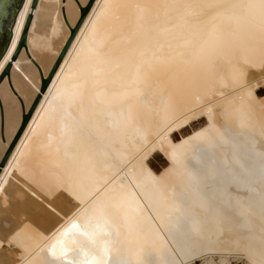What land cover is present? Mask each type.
<instances>
[{
	"label": "bare ground",
	"instance_id": "bare-ground-1",
	"mask_svg": "<svg viewBox=\"0 0 264 264\" xmlns=\"http://www.w3.org/2000/svg\"><path fill=\"white\" fill-rule=\"evenodd\" d=\"M33 1L0 60V264H264L261 0Z\"/></svg>",
	"mask_w": 264,
	"mask_h": 264
},
{
	"label": "rangeland",
	"instance_id": "rangeland-1",
	"mask_svg": "<svg viewBox=\"0 0 264 264\" xmlns=\"http://www.w3.org/2000/svg\"><path fill=\"white\" fill-rule=\"evenodd\" d=\"M17 0H0V34H3L9 27L13 12H14V6L12 4V2H16ZM256 95L259 98L264 97V84L259 86V88L256 90ZM206 121V117L204 115L199 116L198 119H196L194 122H192L189 126L184 127V128H180L178 130H175L171 135L170 138L173 141H177L181 136H185L187 134H189L191 131L196 130L200 127H202L205 124ZM145 163L155 172H160L163 168H165L167 166V161L165 159V157L163 156V154L161 153V151H159L158 149H155L153 152H151L149 154V156L147 157V159L145 160ZM14 183L16 182L15 185H17L19 188H22L26 194L29 192L28 189L23 186V184L20 181H13ZM18 182V184H17ZM19 184H21L19 186ZM24 187L26 188V192L24 190ZM29 196H31L34 199H38L35 198L34 195L32 194H28ZM40 201V199L38 200ZM7 205V204H6ZM6 243H4L3 245L6 247L7 252L9 251V253H11V255L15 254V250L16 247L14 246L13 249H10V246L8 244L5 245ZM11 250V251H10ZM211 263L212 264H220V259H218L217 257H214L211 259ZM200 262V264H210L207 260H198ZM227 264H246L244 262V260L241 257H229L226 260ZM194 264V263H193Z\"/></svg>",
	"mask_w": 264,
	"mask_h": 264
},
{
	"label": "water",
	"instance_id": "water-1",
	"mask_svg": "<svg viewBox=\"0 0 264 264\" xmlns=\"http://www.w3.org/2000/svg\"><path fill=\"white\" fill-rule=\"evenodd\" d=\"M23 1L24 0H17L16 2H12L13 6H14V12H13V15H12V18H11V21H10V24H9V27H8V29L3 34H0V60L2 59V57L4 56V54L6 53L7 48L9 46V43L11 41V38H12V29H13V26H14V23H15L16 16L18 15V13L20 11V8H21V6L23 4ZM36 1L37 0H34L33 1V8L36 5ZM87 10H88V7L87 8H81V13H82L81 20L84 17V15L86 14ZM30 18L31 17H29V19L27 21V24L25 26V29L23 31V34L21 36V40H20L19 46L17 48V51L15 52V55L13 56V58L11 60H14L16 58V56H17L18 52L20 51L21 47H25L26 32H27V28L29 26ZM11 65H12V62L9 61L8 65L6 66V68H5L4 72L2 73V75L0 76V78H3L4 75L8 74ZM47 83H48V80H43V87H42L43 91H44L45 87L47 86ZM26 119H27V117L25 116L24 117V122H23V124L21 126V129H22V127H23ZM21 129L17 133L16 138L19 137ZM9 152L10 151L7 152L5 158L1 162L0 166H2L4 164V162L6 160V157H7V155H8Z\"/></svg>",
	"mask_w": 264,
	"mask_h": 264
},
{
	"label": "snow or ice",
	"instance_id": "snow-or-ice-1",
	"mask_svg": "<svg viewBox=\"0 0 264 264\" xmlns=\"http://www.w3.org/2000/svg\"><path fill=\"white\" fill-rule=\"evenodd\" d=\"M95 2V0H90V3L88 5V8H91L92 4ZM261 3L264 4V0H261ZM0 80H2V78H0ZM13 93H15V89H12ZM20 103H23L22 100L19 101ZM4 111V103L3 100L0 99V113H3ZM194 264H200V262L198 260L194 261Z\"/></svg>",
	"mask_w": 264,
	"mask_h": 264
}]
</instances>
